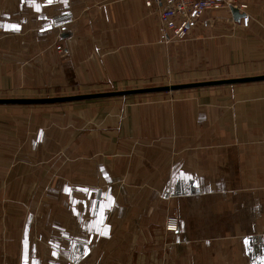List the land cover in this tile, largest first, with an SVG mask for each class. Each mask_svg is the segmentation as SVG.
I'll use <instances>...</instances> for the list:
<instances>
[{"label": "crops", "instance_id": "obj_1", "mask_svg": "<svg viewBox=\"0 0 264 264\" xmlns=\"http://www.w3.org/2000/svg\"><path fill=\"white\" fill-rule=\"evenodd\" d=\"M145 1L0 0V97L264 74V0L183 37ZM0 264H264V81L0 104Z\"/></svg>", "mask_w": 264, "mask_h": 264}, {"label": "built area", "instance_id": "obj_2", "mask_svg": "<svg viewBox=\"0 0 264 264\" xmlns=\"http://www.w3.org/2000/svg\"><path fill=\"white\" fill-rule=\"evenodd\" d=\"M146 6L154 7L158 10L159 20L168 35L172 37H183L190 27L197 23L208 10L238 8L240 12L248 8V4L241 0H146ZM243 26H248L249 17H241ZM59 51L64 47L59 43ZM179 219L176 215L167 217L165 229L170 232L177 231Z\"/></svg>", "mask_w": 264, "mask_h": 264}, {"label": "water", "instance_id": "obj_3", "mask_svg": "<svg viewBox=\"0 0 264 264\" xmlns=\"http://www.w3.org/2000/svg\"><path fill=\"white\" fill-rule=\"evenodd\" d=\"M231 9L235 19L239 20L241 17L244 16V14L241 13L238 8L233 7ZM257 81H264V74L181 82V83H174L167 85L145 86V87L128 88L121 90L78 93V94H69V95H56V96H44V97H5V98L0 97V104H28V105L59 104V103H68V102L102 99V98L126 97L133 95L173 92V91L202 88V87L242 84V83H250Z\"/></svg>", "mask_w": 264, "mask_h": 264}, {"label": "rangeland", "instance_id": "obj_4", "mask_svg": "<svg viewBox=\"0 0 264 264\" xmlns=\"http://www.w3.org/2000/svg\"><path fill=\"white\" fill-rule=\"evenodd\" d=\"M168 77H159L156 79H150L147 81H144L142 83H131L130 85L125 86H106L104 88L94 90L91 92H99V91H108V90H121V89H128V88H137V87H145V86H156V85H167V84H174V83H181V82H191V81H198V80H206V79H196V80H189V81H181L177 80V77H171V75H167ZM89 93V92H88ZM49 96V95H45ZM50 96H56V95H50ZM44 97V96H42Z\"/></svg>", "mask_w": 264, "mask_h": 264}]
</instances>
